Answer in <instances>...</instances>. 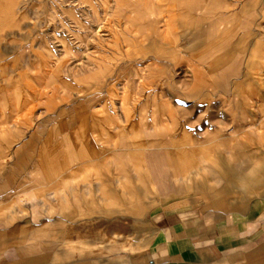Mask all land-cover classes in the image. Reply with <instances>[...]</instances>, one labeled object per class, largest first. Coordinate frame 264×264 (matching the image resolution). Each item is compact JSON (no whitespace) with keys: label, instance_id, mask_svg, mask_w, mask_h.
<instances>
[{"label":"crops","instance_id":"obj_1","mask_svg":"<svg viewBox=\"0 0 264 264\" xmlns=\"http://www.w3.org/2000/svg\"><path fill=\"white\" fill-rule=\"evenodd\" d=\"M19 3L0 0V264H264V0H203L177 42L94 70L41 51Z\"/></svg>","mask_w":264,"mask_h":264},{"label":"rangeland","instance_id":"obj_2","mask_svg":"<svg viewBox=\"0 0 264 264\" xmlns=\"http://www.w3.org/2000/svg\"><path fill=\"white\" fill-rule=\"evenodd\" d=\"M202 1L21 0L19 4L38 5L41 11L44 9L38 14L41 21H46L41 22L40 27V34L45 37L41 51L90 50L89 65L94 70L101 59L98 57L99 50L177 42L178 33L183 28L177 25L189 23L194 18L189 14L179 15L178 11H194L202 5ZM46 9L49 11L46 12ZM201 15L212 16L207 4ZM115 58L119 57L106 56L105 60L114 63ZM77 60L80 62V59ZM45 62L43 68L51 71L50 61Z\"/></svg>","mask_w":264,"mask_h":264}]
</instances>
